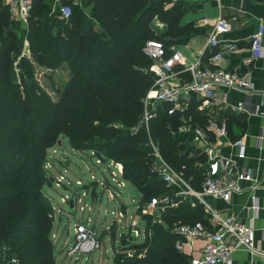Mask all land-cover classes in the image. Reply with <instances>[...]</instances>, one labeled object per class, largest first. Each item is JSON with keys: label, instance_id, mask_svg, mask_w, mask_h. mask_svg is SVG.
<instances>
[{"label": "trees", "instance_id": "1", "mask_svg": "<svg viewBox=\"0 0 264 264\" xmlns=\"http://www.w3.org/2000/svg\"><path fill=\"white\" fill-rule=\"evenodd\" d=\"M94 1L107 37L86 24L79 9H73L69 19L57 21L61 27L55 29L50 21H43L44 2L33 1L28 35L32 58L22 60L21 83L15 75L17 36L2 34L9 13L6 8L0 13V252L16 257L18 264L56 262L51 241L54 209L44 193V164L46 148L60 133L75 149L92 148L96 156L102 154V161L121 162L124 178L140 190L143 200L172 192L152 170L146 127L136 132L131 127L143 114V97L155 79L148 70L152 59L143 46L150 38L163 40L167 49L171 42L185 41L179 26L182 11L176 5L165 8L166 0ZM157 15L168 23V37L152 30ZM47 60L73 64L71 78L56 102L32 75L33 64ZM199 104L192 102L185 111L173 113L168 112L169 105H161L150 121L164 157L195 188L201 187L203 179L196 163L205 162L206 155L187 142L180 127L183 117H191L194 125L204 126L215 138ZM229 115L241 116L226 113L225 117ZM144 216L149 228L146 240L137 243L128 240L131 236L124 237L131 253L116 254L114 264H186L189 255L176 248L177 235L171 227L177 221L206 222L203 205L181 202L168 207L163 222Z\"/></svg>", "mask_w": 264, "mask_h": 264}, {"label": "built area", "instance_id": "2", "mask_svg": "<svg viewBox=\"0 0 264 264\" xmlns=\"http://www.w3.org/2000/svg\"><path fill=\"white\" fill-rule=\"evenodd\" d=\"M33 1L8 0L7 4L12 15L26 18L33 8ZM63 1L61 13L63 17L69 19L73 13V5L71 0ZM231 27L232 24L229 18L219 17L209 37V44L218 46L220 43L219 35L230 30ZM263 37L264 25H261L258 31L251 35L250 48L252 56L255 58L264 54ZM168 49L164 41L159 38H150L143 46L144 52L152 59V64L148 70L153 73L155 79L143 97V114L138 123L131 127V130L136 132L142 126L146 127L148 132L146 145L151 148L149 154L152 159V170L163 178L166 184L172 188V192L153 196L145 201L142 206L139 203L141 197L139 193L140 195L138 197L134 196L132 200V208L136 213L139 212L141 216L148 215L150 212L157 213L158 217L153 218L152 221L163 222L164 211L168 207L179 205L187 197L190 198L192 206L203 205L208 213L206 222L204 220L195 222L177 221L171 227L172 232L177 235L175 245L180 252H184L186 246L190 245L193 240L205 239L200 254L190 257L186 264H234L233 254L238 248H246L252 253L264 255V249L255 246L256 230L253 224L240 221L235 214L223 212L221 208L213 206L207 200L208 197H211L215 200L229 202L234 192H240L246 188L244 181L253 180L252 173L239 168L233 158L217 152L211 145V135L204 126L194 125L191 117H183L184 123L180 127V131H192L194 141L200 151L208 157L207 166L203 171L201 187L195 188L184 177L183 173L177 171L164 157L150 130V121L157 115L158 108L161 105H169L168 112L173 113L185 111L192 102L201 100L199 108L207 110L212 118L209 119V129L216 131L218 135L226 136L228 132L226 122L219 120L217 114L213 111L218 106L227 105L225 94L220 88H236L252 93L256 91V84L249 72L230 70L217 65V61L223 57L225 49L230 51L237 49V44L233 42L224 44L222 49L212 53L207 62H201L198 58L187 62L180 50L171 47L169 52ZM180 66L181 68H179ZM185 72H190V79L180 77V74L182 75ZM230 107L234 111H245L247 109L243 102L230 104ZM235 145L239 146L238 157L244 158L246 152L242 139H237ZM111 161L115 164L116 169L111 168V165H109V168L112 177L116 179L119 174L123 175V165L121 162ZM123 183V181H119L118 185L123 186ZM102 185L105 187L104 182ZM124 186L122 187L123 190ZM250 186L256 187V184L251 183ZM105 188L110 190L112 196L118 197L122 194L113 185ZM252 197L254 200L256 199V196ZM139 219L141 222L142 219L147 220L145 217ZM132 231L131 235L136 233V236L143 233L149 234L148 224H145V228L133 224ZM75 233L73 254L88 253L98 246L99 249L101 248V232L98 236L95 227L79 223L76 225ZM11 261L15 264L19 263L16 257H12Z\"/></svg>", "mask_w": 264, "mask_h": 264}, {"label": "crops", "instance_id": "3", "mask_svg": "<svg viewBox=\"0 0 264 264\" xmlns=\"http://www.w3.org/2000/svg\"><path fill=\"white\" fill-rule=\"evenodd\" d=\"M42 1L45 5L43 21H50L55 29L60 28L61 25L56 24V22L66 19L61 13V6L64 1ZM0 3L1 10L6 8L9 13V23L2 26V34L6 35V33L13 32L17 36L18 57L15 70L22 71L23 58H32L28 37L30 14L26 18L12 15L8 8V0H0ZM71 3L73 9H79L83 14L86 24H92L94 28L101 31L102 36H108V33L100 24L97 5L94 0H71ZM175 5L182 11L179 26L184 30L185 41L171 42L169 50L171 47L180 50L187 62L194 61L197 58L201 62H207L212 53L222 49L224 44L233 42L237 44V49L235 51L223 49V57L217 61V65L230 70L249 72L256 84V91L252 93L236 88H220L225 94L227 105L218 106L213 111L217 114L219 120L226 122L228 132L226 136H221L214 131L215 138L210 139L211 145L217 152L233 158L239 168L250 171L253 180L244 181L246 188L240 192H234L229 202L215 200L211 197H208L207 200L213 206L221 208L223 212L235 214L240 221L253 224L256 230L255 246L264 249V54L255 58L252 56L250 48L251 35L258 31L261 25H264V0L165 1V8H172ZM221 16L229 18L232 27L219 35L220 43L218 46H212L209 44V37L214 30L217 19ZM150 26L155 34L168 37L169 25L158 15L154 17ZM188 73L190 72L180 74V77H185ZM198 101L201 103V100ZM239 102L245 104L247 108L245 111H234L230 107V104H238ZM203 111L207 113V110ZM226 113L241 116L238 118L230 115L225 117ZM208 117L212 119L210 114H208ZM180 132L186 136L187 142L193 143L199 148L194 141L192 131ZM239 138L242 139L245 145L246 155L244 158L238 157L239 146L235 145V141ZM200 153L203 152L200 151ZM207 161L208 157L206 155L205 162L196 163L202 174L207 166ZM109 165H111V168L116 169L115 164ZM251 183L256 184V187H251ZM252 196H256V199L254 200ZM183 202L192 206L189 197ZM205 213L208 215L206 211ZM142 222H144L145 228L148 221L142 219ZM164 225L167 227L165 222ZM147 236V233H143L133 237V240L139 239L137 243H141L146 240ZM204 242L205 239H195L190 245L186 246L184 252L189 255V259L200 254ZM124 246L128 247L129 245ZM124 246L121 245V247ZM233 262L234 264H264V255L252 253L246 248H238L234 251Z\"/></svg>", "mask_w": 264, "mask_h": 264}, {"label": "rangeland", "instance_id": "4", "mask_svg": "<svg viewBox=\"0 0 264 264\" xmlns=\"http://www.w3.org/2000/svg\"><path fill=\"white\" fill-rule=\"evenodd\" d=\"M33 65L32 75L35 80L51 101H59L71 78L73 64L67 61L53 64L47 60L40 64L35 62ZM23 74V69L15 70L18 83H21ZM25 74H28V69ZM45 158L44 193L51 200L54 209L51 241L56 255L55 264H114L116 254L131 253L128 250L130 248L124 246V237H136V233L131 235L133 224L144 228V222L139 218L145 216L136 213L131 207L132 200L129 195H124V192L128 193L125 186L141 192L131 182L126 181L124 175L119 174L116 179L112 177L109 164L114 159L102 161L92 148H73L64 133L55 137L54 142L46 148ZM119 181L124 182L125 191L123 186L118 185ZM103 182L105 187L113 185L122 194L118 197L112 196L110 190L102 185ZM144 202L140 197V206ZM148 215L152 216V220L158 217L157 213L150 212ZM79 223L95 227L98 236L102 232L100 249L98 246L88 253H72L76 225ZM11 258L12 255L0 252V264H13Z\"/></svg>", "mask_w": 264, "mask_h": 264}, {"label": "water", "instance_id": "5", "mask_svg": "<svg viewBox=\"0 0 264 264\" xmlns=\"http://www.w3.org/2000/svg\"><path fill=\"white\" fill-rule=\"evenodd\" d=\"M99 157H102V154L101 153H98ZM126 189L128 190V193L127 192H124V195L125 196H128L130 197L131 200H133L134 196L138 197L140 194L138 193L137 190H135L134 188H129V187H126ZM129 241H132L133 240V237H130L128 239Z\"/></svg>", "mask_w": 264, "mask_h": 264}]
</instances>
